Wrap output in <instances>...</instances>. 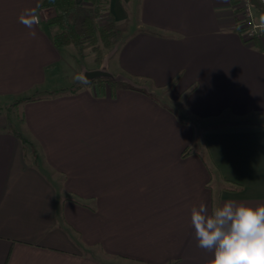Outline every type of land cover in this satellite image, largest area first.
I'll use <instances>...</instances> for the list:
<instances>
[{"label":"crops","instance_id":"obj_1","mask_svg":"<svg viewBox=\"0 0 264 264\" xmlns=\"http://www.w3.org/2000/svg\"><path fill=\"white\" fill-rule=\"evenodd\" d=\"M41 2L0 0V98L47 91L71 67L47 25L56 12ZM238 3L110 0L124 38L114 67L81 80L100 72L134 88H97L93 77L25 104L17 130L33 151L0 113V264H108L89 249L208 264L191 208L264 204V42L236 29ZM26 8H37L32 29L18 20ZM177 78L169 98L184 97L185 115L154 96Z\"/></svg>","mask_w":264,"mask_h":264},{"label":"clouds","instance_id":"obj_2","mask_svg":"<svg viewBox=\"0 0 264 264\" xmlns=\"http://www.w3.org/2000/svg\"><path fill=\"white\" fill-rule=\"evenodd\" d=\"M18 20L32 29L37 8L24 9ZM190 220L197 246L212 253L208 264H264V204L225 201L209 211L202 202L191 208Z\"/></svg>","mask_w":264,"mask_h":264},{"label":"trees","instance_id":"obj_3","mask_svg":"<svg viewBox=\"0 0 264 264\" xmlns=\"http://www.w3.org/2000/svg\"><path fill=\"white\" fill-rule=\"evenodd\" d=\"M254 3L259 10H264L263 5L256 1H254ZM83 4L89 5L90 11L82 20H79L78 10L81 5L77 3V0H42L41 2L42 7L52 8L56 12L55 16L50 18L47 22L56 47L59 49L74 47L82 57L85 55V49L90 48L96 55V63L100 65L105 51L113 47V39L116 38V35L118 34L110 12V0H83ZM100 17H107L109 23H100V26H98L99 24H96V19ZM177 81L178 78L171 83V86L176 84ZM95 82H99L103 89L107 85H111L113 92L118 86L134 88L111 77H101ZM79 89H81V86H78L77 89H71L70 93H76ZM36 94L37 92L34 95L26 96L18 101V103L27 104L52 97L57 93L55 91H50L47 95L37 96ZM21 121H24L23 117ZM224 126L227 125L224 124L213 129H218ZM11 130L17 133L21 138L25 145V150H29L30 148V150L33 151V147H29L31 145H29L28 140L19 133L14 123H11ZM188 153V151H185L184 154L186 155ZM67 199L80 203V199L75 196Z\"/></svg>","mask_w":264,"mask_h":264},{"label":"rangeland","instance_id":"obj_4","mask_svg":"<svg viewBox=\"0 0 264 264\" xmlns=\"http://www.w3.org/2000/svg\"><path fill=\"white\" fill-rule=\"evenodd\" d=\"M239 4V3H238ZM83 7V8H82ZM90 11V6L89 5H84L82 4L81 7L78 10V19L82 20L86 14ZM236 18V16H235ZM107 24L109 23V19L107 17H100L96 19V24ZM116 28V27H115ZM117 29V28H116ZM118 34L116 35V38H114V45L111 49L106 50L104 55H103V60L100 65L96 63V55L91 51L90 48L85 49V55L84 57L80 56L77 52V50L74 47H69L67 49L68 52L71 53V62L70 65L71 67H65L64 70V75L58 76V80H56L55 85H50L51 88L49 90L45 91H35L33 94L34 95L37 92V96L40 95H47L48 92L50 91H55L57 94L63 93L64 91H70L71 89H77L78 86H89L91 85V80L93 77H90L88 75V82L82 81L81 78L83 79V71H96V70H101V72L109 71L111 70L110 67L114 64V59L116 57V53L119 49V45L121 44L123 38V33L117 29ZM114 66H112L113 69ZM80 76V79H76L77 77ZM96 77H94L95 79ZM54 79L53 72H49L46 77V82L51 83ZM93 80V79H92ZM83 83H82V82ZM96 81V80H95ZM93 81L99 88L101 87V84L99 82ZM71 83V84H70ZM149 88H151L150 84H147ZM176 84L171 86H167L166 88H161V89H155V97L165 101L167 104H170L172 107L176 108L181 114L185 113V106H184V97L180 98V100H173L169 98V91L174 88ZM49 86V87H50ZM101 89V88H100ZM153 89V88H151ZM52 94V93H51ZM22 98H13V99H3L0 98V113L8 115L10 119L13 120L14 125L18 130H22L24 126L22 125V117L24 115L23 113V107L25 104L23 103H18ZM187 114V113H185ZM184 114V115H185ZM24 118V117H23ZM261 121H264V118H260ZM198 144V140L196 142ZM63 192L59 191V194L61 195ZM89 255L96 256L98 259L103 261L104 263L108 264H139V263H131V262H124L120 259L113 258L108 256L107 254L102 253L99 249H89L87 252Z\"/></svg>","mask_w":264,"mask_h":264},{"label":"built area","instance_id":"obj_5","mask_svg":"<svg viewBox=\"0 0 264 264\" xmlns=\"http://www.w3.org/2000/svg\"><path fill=\"white\" fill-rule=\"evenodd\" d=\"M264 6V0H254ZM253 0H239L236 13V29L247 41L259 39L264 42V22L257 21V9Z\"/></svg>","mask_w":264,"mask_h":264},{"label":"water","instance_id":"obj_6","mask_svg":"<svg viewBox=\"0 0 264 264\" xmlns=\"http://www.w3.org/2000/svg\"><path fill=\"white\" fill-rule=\"evenodd\" d=\"M103 74L100 72H92L91 74H89L90 77H101Z\"/></svg>","mask_w":264,"mask_h":264}]
</instances>
